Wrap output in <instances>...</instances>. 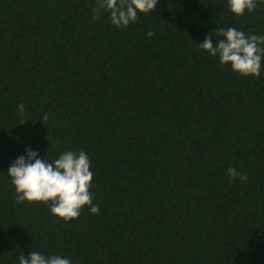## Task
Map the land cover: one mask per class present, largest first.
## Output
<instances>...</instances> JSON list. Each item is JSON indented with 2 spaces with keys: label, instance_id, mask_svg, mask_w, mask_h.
Wrapping results in <instances>:
<instances>
[{
  "label": "trees",
  "instance_id": "trees-1",
  "mask_svg": "<svg viewBox=\"0 0 264 264\" xmlns=\"http://www.w3.org/2000/svg\"><path fill=\"white\" fill-rule=\"evenodd\" d=\"M257 4L238 16L228 0H158L117 28L92 20L96 0H0V264L32 251L264 264V71L244 77L197 44L216 28L264 35ZM27 148L50 162L84 151L100 213L66 222L51 201L18 204L8 169Z\"/></svg>",
  "mask_w": 264,
  "mask_h": 264
},
{
  "label": "clouds",
  "instance_id": "clouds-1",
  "mask_svg": "<svg viewBox=\"0 0 264 264\" xmlns=\"http://www.w3.org/2000/svg\"><path fill=\"white\" fill-rule=\"evenodd\" d=\"M231 11L242 16L247 11L256 10L257 0H228ZM158 0H96L92 8V20L96 21L103 12L110 13V21L117 28L127 27L137 22L139 14L153 11ZM216 43H213V33H209L199 48L212 57H217L222 65L230 64L234 72L244 77H261L262 61H264V35L246 34L234 27L216 28L214 30ZM148 37L154 32L148 31ZM22 123L25 106L18 105ZM49 116L45 113L42 121ZM26 156L18 157L9 167L8 176L15 186L16 202L24 201L49 202L53 215L64 221L77 219L85 205L92 214H99V205L94 203V193L90 191L94 173L90 171L91 161L84 152L65 151L54 161L40 159L38 152L26 149ZM229 178H239L246 182L248 177L235 167L227 169ZM19 264H72L69 258L60 255L46 256L39 251L29 252L27 256H19Z\"/></svg>",
  "mask_w": 264,
  "mask_h": 264
}]
</instances>
